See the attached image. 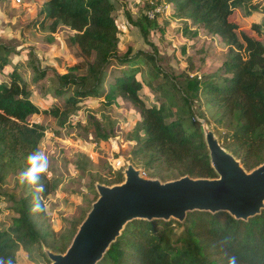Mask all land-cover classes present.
<instances>
[{"label":"trees","instance_id":"1","mask_svg":"<svg viewBox=\"0 0 264 264\" xmlns=\"http://www.w3.org/2000/svg\"><path fill=\"white\" fill-rule=\"evenodd\" d=\"M162 1L173 6L174 17L190 21L221 39L228 48L223 73L201 79L197 76L189 79L187 75L188 86L182 92L178 83L158 68L154 55L142 50L133 55L131 49L120 54V28L114 17L118 1L45 0L43 17L37 26L50 21L52 33L59 26L73 31L70 40L87 61L86 72L81 76L74 74L80 68L74 67L72 72L55 75L59 82L57 94L66 100L64 110L59 106L42 110L33 102L29 84L17 68L9 74L7 82L0 81V187L11 170L23 168L26 157L44 138L45 127L30 124L31 117L48 114L64 126L69 115L86 100L101 97L112 101L119 97L139 109L138 125L128 140L136 144L133 159L141 164L143 173L160 168L173 173L174 179L218 178L199 122L206 119L205 113L193 108L197 101L202 102L200 106L214 109L218 115L215 120L224 130L219 134L222 145L248 172L264 163V42L246 32L239 34L234 21L238 10L245 8L249 17L259 10V5H248L247 0H147L146 10L137 21L128 17L146 41L158 25L157 18L151 19L147 12ZM252 29L258 35L261 33L260 25L254 24ZM9 50L0 44L1 66L6 63ZM144 66L152 69L153 82L163 79L155 85L162 99L151 107L140 95L144 81L139 75ZM48 71L36 69L33 82L43 84L49 78ZM176 115L178 118L174 120ZM113 174L110 180L100 178V183L113 186L124 182L121 171ZM41 182L46 198L56 185L46 176L41 177ZM27 192L17 203L12 225L7 229L0 226V258L11 260V264L17 263L21 250L35 253L38 244L55 253H65L82 223L54 238L43 228L46 208L33 215L30 190ZM221 240L226 243L221 245ZM232 255L236 256L237 264H264V210L247 221L228 212L200 211L189 213L184 222L135 219L98 264H228Z\"/></svg>","mask_w":264,"mask_h":264},{"label":"rangeland","instance_id":"2","mask_svg":"<svg viewBox=\"0 0 264 264\" xmlns=\"http://www.w3.org/2000/svg\"><path fill=\"white\" fill-rule=\"evenodd\" d=\"M114 1H118L114 17L120 28L121 55L129 49L133 55L141 50L154 55L158 68L176 81L182 92L188 86L187 75L189 79L195 76L201 79L206 75L223 73L228 48L220 38L198 29L190 21L174 17L172 5L163 1L158 4L156 9L159 12L154 16L158 25L150 31L146 41L128 17L137 21L141 12L146 10L147 0ZM247 1L248 5H259V10L249 17L245 14V8L237 11L234 21L239 26L238 33L246 32L264 42V0ZM44 3L45 0H23L21 4L0 0V44L10 49L6 63L0 65V81L7 82L9 74L17 68L23 80L29 84L33 102L42 110L52 106L64 110L66 100L57 94L59 82L55 75L72 72L74 67H80L73 71L74 74L84 75L87 61L81 56L79 47L71 42L74 32L69 28L59 26L52 33L50 21L45 26H37V21L43 17ZM254 24L261 26L259 35L252 29ZM36 69H49V78L47 76L43 84L33 82ZM151 72V68L144 66L139 75L144 81L140 95L149 107L160 103L162 97L155 90V85L163 82L162 78V81L153 82ZM106 89L109 90V87ZM200 103L195 102L193 108L198 113H205L206 119L200 120L210 123L219 137L224 130L215 120L218 115L213 108L200 106ZM138 115L139 109L127 100L118 97L112 101L101 97L86 100L69 115L64 126H60L59 121L48 114L29 119L30 124H41L46 129L39 147L49 156L51 175L46 177L56 185V189L44 198L47 217L43 228L49 230L54 238L67 234L74 224L78 225L85 219L98 198L95 185L100 183V178L112 179L113 172H122L128 163L143 171L141 164L133 159L136 144L128 140L138 125ZM177 118L176 115L174 120ZM101 135L107 138H100ZM118 160L122 161V169H118ZM21 170H11L0 187L2 229L12 225L17 203L28 195L27 189H22L18 183ZM143 175L163 182L175 178L173 173L160 168L148 170ZM35 247L37 249L32 255L21 250L16 264H50L47 255L42 252L43 247L40 244Z\"/></svg>","mask_w":264,"mask_h":264},{"label":"water","instance_id":"3","mask_svg":"<svg viewBox=\"0 0 264 264\" xmlns=\"http://www.w3.org/2000/svg\"><path fill=\"white\" fill-rule=\"evenodd\" d=\"M199 121L218 178L184 176L163 182L146 178L142 169L128 163L122 171L123 183L95 185L98 198L65 253L43 247L50 264H98L135 219L184 222L194 211L228 212L245 221L260 215L264 210V163L248 172L206 121Z\"/></svg>","mask_w":264,"mask_h":264},{"label":"clouds","instance_id":"4","mask_svg":"<svg viewBox=\"0 0 264 264\" xmlns=\"http://www.w3.org/2000/svg\"><path fill=\"white\" fill-rule=\"evenodd\" d=\"M50 161L46 152L39 147L31 152L25 159L24 166L18 174V183L22 189L30 190L31 208L33 215H38L45 211L44 196L45 186L41 182V177L50 176L49 172ZM226 241L221 240L220 244H225ZM0 264H11V260L0 258ZM228 264H237L235 255L229 256Z\"/></svg>","mask_w":264,"mask_h":264},{"label":"built area","instance_id":"5","mask_svg":"<svg viewBox=\"0 0 264 264\" xmlns=\"http://www.w3.org/2000/svg\"><path fill=\"white\" fill-rule=\"evenodd\" d=\"M12 2H14L15 4H21L23 0H11ZM156 12H159V9H154V10H151V11H148L147 12V15L151 18V19H154V16H155V13ZM122 161L121 160H118L117 161V165H118V169H122Z\"/></svg>","mask_w":264,"mask_h":264},{"label":"bare ground","instance_id":"6","mask_svg":"<svg viewBox=\"0 0 264 264\" xmlns=\"http://www.w3.org/2000/svg\"><path fill=\"white\" fill-rule=\"evenodd\" d=\"M210 130L209 129H206V132H209ZM213 133V132H212ZM214 134V133H213Z\"/></svg>","mask_w":264,"mask_h":264}]
</instances>
